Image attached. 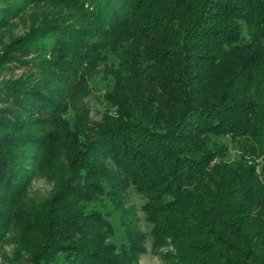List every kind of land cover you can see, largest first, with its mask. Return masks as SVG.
<instances>
[{"label": "trees", "instance_id": "obj_1", "mask_svg": "<svg viewBox=\"0 0 264 264\" xmlns=\"http://www.w3.org/2000/svg\"><path fill=\"white\" fill-rule=\"evenodd\" d=\"M37 5L0 47V244L23 264H141L147 242L168 264H264V0H0V31ZM58 152L66 176L30 200Z\"/></svg>", "mask_w": 264, "mask_h": 264}, {"label": "rangeland", "instance_id": "obj_2", "mask_svg": "<svg viewBox=\"0 0 264 264\" xmlns=\"http://www.w3.org/2000/svg\"><path fill=\"white\" fill-rule=\"evenodd\" d=\"M45 8L46 7L42 5L28 6L24 13L12 19L8 26L0 31V47L8 43L10 39L23 35L27 31L31 21L39 12H43L42 10ZM13 70V74H8L7 76H19L24 69L15 67ZM2 77L3 74L0 73V78ZM106 80L107 79L101 77V75H98L90 81V93L86 97V103L89 108V118L91 122L99 121L103 113L109 109L107 102L102 99V92ZM228 154L230 158L236 156L235 149L232 146H230ZM66 174L64 155L62 152H58L55 159L54 157L50 158V161L43 169H40L31 176L28 189L29 199L37 202L48 197L53 188L57 185L58 179L66 176ZM142 202V197L131 189L128 193L127 204L135 208L138 217L141 219L139 222L141 228L147 231L149 225L143 220V212L141 211ZM14 237L15 235H13V238ZM8 240H4V242L0 244V264H23L16 253V246L11 243L13 240ZM146 248L147 251L140 256L141 264H168L151 252V245L149 242L146 243Z\"/></svg>", "mask_w": 264, "mask_h": 264}]
</instances>
